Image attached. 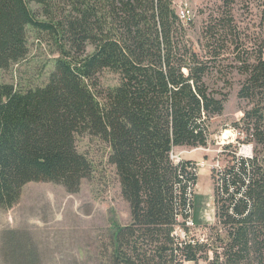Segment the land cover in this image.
<instances>
[{
    "label": "trees",
    "instance_id": "obj_1",
    "mask_svg": "<svg viewBox=\"0 0 264 264\" xmlns=\"http://www.w3.org/2000/svg\"><path fill=\"white\" fill-rule=\"evenodd\" d=\"M240 1L222 0L199 49L174 0H0V206H15L34 181L79 191L93 162L77 136L90 133L109 144L131 212L103 241V264H264V0H247L260 15L248 51L233 25ZM29 27L59 56L46 84L20 89L1 73L28 55ZM231 56L236 63H226ZM234 66L243 75L238 96L251 104L243 143L262 152L231 151L232 164L213 170L217 223L201 241L187 224L197 162L172 154L208 145L228 92L207 79ZM104 70L119 83L101 88Z\"/></svg>",
    "mask_w": 264,
    "mask_h": 264
},
{
    "label": "rangeland",
    "instance_id": "obj_2",
    "mask_svg": "<svg viewBox=\"0 0 264 264\" xmlns=\"http://www.w3.org/2000/svg\"><path fill=\"white\" fill-rule=\"evenodd\" d=\"M174 2L178 13L189 11V18L183 20L192 21L189 37L196 48H199L203 40V27L210 21V17L214 19L220 15L222 0ZM32 7L38 6L32 4ZM233 13L236 19L233 25L238 26L237 34L241 36L239 42L248 51L253 48V37L259 31V9L247 4L245 0L233 5ZM27 35L29 53L26 58L13 63L1 73L2 82L20 89L46 84L54 69L55 59L59 56L54 43L46 34L29 27ZM231 61L236 63L232 56L226 63ZM228 70L230 72L225 76L215 73L214 77L207 79L214 89L228 92L223 113L214 116L209 122L208 145L175 150L179 157L192 158L197 162L198 178L191 195L194 225L190 226V235L201 241L207 239V228L217 223L214 188L218 178L216 175L215 179L212 178L213 170L225 169L232 164L231 151L245 156L246 149L248 154L251 152L252 157L261 151L254 142L243 143L246 132L241 118L251 108V104L238 96L243 75L235 66ZM99 80L101 88L105 89L117 85L119 75L111 70H104ZM77 146L93 162V172L89 178L83 179L79 191L70 193L61 184L34 181L23 187L21 198L15 206H0V264L105 262L101 253L103 241L109 239L116 226L131 221L130 206L122 196L115 167L108 161L109 144L99 136L84 133L77 136ZM227 146H230L229 151L223 153ZM202 162L207 166L202 167ZM197 264L207 262L200 260Z\"/></svg>",
    "mask_w": 264,
    "mask_h": 264
},
{
    "label": "built area",
    "instance_id": "obj_3",
    "mask_svg": "<svg viewBox=\"0 0 264 264\" xmlns=\"http://www.w3.org/2000/svg\"><path fill=\"white\" fill-rule=\"evenodd\" d=\"M180 14V17L182 18V19H186V18H189V12L187 11H185V10H183V11H181V13H179ZM244 155H245V157H252V155H251V152H250V154H248L247 152H246V149H245V151H244ZM172 157H173V159H175V160H180L181 158H179V155H176L175 153L174 154H172ZM202 163H204L205 164V162H202ZM202 165V167H206L207 165L205 164V165ZM189 226H191V225H194V221L191 219V220H189L188 221V223H187ZM183 233V232H182Z\"/></svg>",
    "mask_w": 264,
    "mask_h": 264
},
{
    "label": "crops",
    "instance_id": "obj_4",
    "mask_svg": "<svg viewBox=\"0 0 264 264\" xmlns=\"http://www.w3.org/2000/svg\"><path fill=\"white\" fill-rule=\"evenodd\" d=\"M176 148H182V147H176ZM176 148H175V150H176ZM181 159H184V158L181 157ZM185 159H192V158H185ZM185 264H197V263H195V262H186Z\"/></svg>",
    "mask_w": 264,
    "mask_h": 264
},
{
    "label": "bare ground",
    "instance_id": "obj_5",
    "mask_svg": "<svg viewBox=\"0 0 264 264\" xmlns=\"http://www.w3.org/2000/svg\"><path fill=\"white\" fill-rule=\"evenodd\" d=\"M188 12H189V11H188ZM226 134H227V133H226ZM249 149H250V148H249ZM249 149H248V150H249ZM179 158H180V157H179Z\"/></svg>",
    "mask_w": 264,
    "mask_h": 264
}]
</instances>
